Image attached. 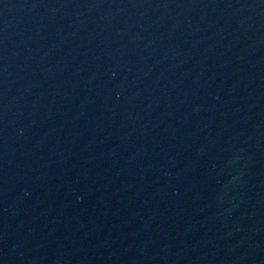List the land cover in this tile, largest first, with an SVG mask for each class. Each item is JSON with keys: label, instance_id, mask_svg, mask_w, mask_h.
Masks as SVG:
<instances>
[{"label": "water", "instance_id": "obj_1", "mask_svg": "<svg viewBox=\"0 0 264 264\" xmlns=\"http://www.w3.org/2000/svg\"><path fill=\"white\" fill-rule=\"evenodd\" d=\"M0 264H264V0H0Z\"/></svg>", "mask_w": 264, "mask_h": 264}]
</instances>
